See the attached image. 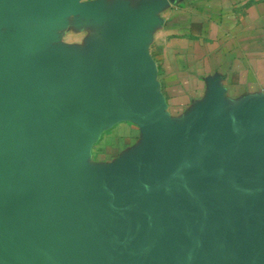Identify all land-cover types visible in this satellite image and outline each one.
<instances>
[{
    "label": "water",
    "instance_id": "1",
    "mask_svg": "<svg viewBox=\"0 0 264 264\" xmlns=\"http://www.w3.org/2000/svg\"><path fill=\"white\" fill-rule=\"evenodd\" d=\"M69 5L0 0V264H264V121L222 134L209 109L198 133L172 139L158 99L121 65L122 102L164 163L85 173L75 114L39 100L71 76L30 58L27 34Z\"/></svg>",
    "mask_w": 264,
    "mask_h": 264
},
{
    "label": "crops",
    "instance_id": "2",
    "mask_svg": "<svg viewBox=\"0 0 264 264\" xmlns=\"http://www.w3.org/2000/svg\"><path fill=\"white\" fill-rule=\"evenodd\" d=\"M65 1L56 19L27 34L30 58L56 60L71 76L39 100L57 115L75 114L86 174L164 163L139 109L122 102L113 81L121 65L158 99L172 139L198 133L209 109L222 134L264 121V0Z\"/></svg>",
    "mask_w": 264,
    "mask_h": 264
}]
</instances>
